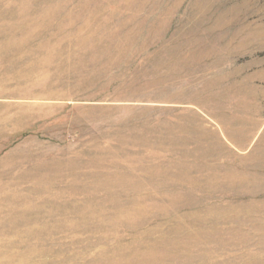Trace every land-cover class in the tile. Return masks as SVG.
Listing matches in <instances>:
<instances>
[{
    "label": "rangeland",
    "instance_id": "rangeland-1",
    "mask_svg": "<svg viewBox=\"0 0 264 264\" xmlns=\"http://www.w3.org/2000/svg\"><path fill=\"white\" fill-rule=\"evenodd\" d=\"M0 264H264V0H0Z\"/></svg>",
    "mask_w": 264,
    "mask_h": 264
}]
</instances>
